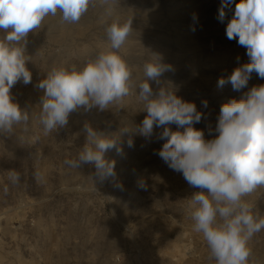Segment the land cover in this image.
I'll list each match as a JSON object with an SVG mask.
<instances>
[{
    "label": "rangeland",
    "instance_id": "rangeland-1",
    "mask_svg": "<svg viewBox=\"0 0 264 264\" xmlns=\"http://www.w3.org/2000/svg\"><path fill=\"white\" fill-rule=\"evenodd\" d=\"M238 2L225 9L221 23V0H92L78 22L63 21L57 10L28 34L26 67L32 82L18 81L10 94L30 118L11 134L0 133V264H216L191 218V197L201 190L157 154L164 143L158 139L162 129L154 127L150 139L138 134L147 113L137 94L144 64L159 54L173 70L160 77V85L149 81L153 91L169 86L195 103L203 117L194 127L205 140L216 138L221 105L264 84L253 72L240 91L230 84L217 87L220 78L250 62L246 49L226 37ZM129 19L132 32L119 50L112 49L107 27ZM109 51L131 71L129 95L104 111L81 106L69 114L65 127L46 134L40 123L44 91L37 85L54 68L82 69ZM86 123L117 138L122 152L105 153L115 164L116 180L100 182L94 166L74 169L64 163L84 147ZM124 128L129 131L121 134ZM10 171L19 174V184L10 181ZM242 200L264 218V186ZM248 247V264H264V230L254 234Z\"/></svg>",
    "mask_w": 264,
    "mask_h": 264
},
{
    "label": "clouds",
    "instance_id": "clouds-1",
    "mask_svg": "<svg viewBox=\"0 0 264 264\" xmlns=\"http://www.w3.org/2000/svg\"><path fill=\"white\" fill-rule=\"evenodd\" d=\"M234 0H221L217 19L223 23L225 9ZM92 0H0V133L11 134L14 126L27 124L29 113L13 101L12 87L20 80L27 85L32 74L26 67L28 34L38 29L45 17L62 13L65 22L76 23L88 11ZM132 19L115 21L107 27L111 48L119 50L132 32ZM226 37L246 49L249 61L220 78L218 88L231 85L233 91L247 87L255 72L264 79V0H239L234 15L226 26ZM143 66L145 79L138 85V99L147 115L138 127V134L150 139L154 127L160 128L163 140L159 157L185 181L201 191L191 197V218L194 230L202 233L216 264H248L251 250L248 241L264 230V218L253 214L242 198L264 186V84L253 86L239 100L233 98L221 105L215 132L216 138L205 140L202 130L194 127L203 113L195 103L176 95L169 86L153 91L149 81L160 85V77L172 71L157 53ZM131 71L115 51L102 52L82 69L54 68L37 87L44 91L40 123L51 133L68 124L69 114L83 106L104 111L119 104L130 93ZM207 108L208 102L202 101ZM175 124L173 131L170 125ZM83 131L86 143L76 159L65 160L70 168L84 165L95 168L100 182L116 180L115 164L105 153L118 147L116 137H105L87 123ZM121 130V134L128 132ZM133 147V140L127 141ZM9 179L19 184L20 176L10 171ZM117 187H122L119 183ZM141 188L145 186L141 183ZM7 188L4 189L7 193ZM206 190V192H205Z\"/></svg>",
    "mask_w": 264,
    "mask_h": 264
}]
</instances>
